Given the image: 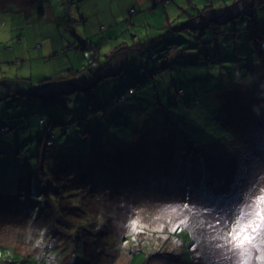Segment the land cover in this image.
<instances>
[{
  "label": "rangeland",
  "instance_id": "1",
  "mask_svg": "<svg viewBox=\"0 0 264 264\" xmlns=\"http://www.w3.org/2000/svg\"><path fill=\"white\" fill-rule=\"evenodd\" d=\"M19 1L0 0V124L12 126L0 135V264H65L71 253L44 259L37 243L34 226L45 202L32 204L29 193L44 182L40 165L64 163L79 182L92 180L101 192L113 179L122 183L111 178L108 155L117 145L129 147L134 136L159 173L131 218L144 230L129 225L127 243L108 264H239L220 237L264 192V0H31L28 14ZM78 38L94 47L62 55ZM139 40L147 44L142 51L156 43L180 49L160 55V68L143 69L139 96L119 100L138 75ZM110 55L125 70L110 78L113 85L105 76L93 84ZM71 65L94 72L76 75L84 89L43 80ZM36 112L47 121L40 123ZM54 115L64 124L54 127L48 158L38 142ZM115 118L121 120L112 124ZM138 147L125 154L138 157ZM136 177L138 197V171ZM221 187L227 191H208ZM28 209L39 211L37 220L22 213ZM56 225L61 235L54 242L62 251L70 247L64 239L70 233Z\"/></svg>",
  "mask_w": 264,
  "mask_h": 264
},
{
  "label": "trees",
  "instance_id": "2",
  "mask_svg": "<svg viewBox=\"0 0 264 264\" xmlns=\"http://www.w3.org/2000/svg\"><path fill=\"white\" fill-rule=\"evenodd\" d=\"M30 1L31 0L19 1L21 2L22 10H24L25 7L26 14L29 13V6L31 5ZM130 12L133 15L135 13V9L131 8ZM252 23L255 25V30H259V28L256 26V20H253ZM78 39L79 44L70 43L69 45L63 46V48H61L62 55L66 52H69L70 49H82L84 52L86 51L87 46L90 45L94 47L93 41L87 40L85 38ZM125 44L127 43L123 41L122 46ZM162 45L166 47L165 43H157L156 45L152 46V49H155L157 46H159L158 49L165 48ZM166 48L168 49L169 47ZM171 49L178 50L180 48L177 43H173L170 45L169 50ZM185 52H188V50H185L184 53ZM112 55H110L108 61L104 64L102 72L106 67H109L112 64ZM157 59L158 57H156L153 61H156ZM160 61H162V59ZM164 64L168 66L169 61L166 60ZM79 68L81 67L77 68L71 65V67L68 68L66 72L57 74L55 76L46 77L43 80L52 79L73 85V82L75 81L74 79H76L78 73L85 74L90 72L94 74L92 70L82 71V69L78 70ZM161 68H164V66L162 65ZM123 70H125L124 67L120 68L116 74L109 73L102 75V78L104 76L107 78L114 76L115 78H119L122 75ZM5 72L8 74L4 77H6V79L11 78L9 73L12 71ZM30 79H33V77L30 76ZM96 82L97 81L95 80L93 84H96ZM110 83L113 85V81H111V79ZM139 84L140 82H138V76H136L135 79L131 80L128 87H124V92L122 93L124 96L120 97L119 94L118 99L121 100L125 97L127 98L128 94H136L137 92L139 96ZM130 87L135 88L133 92L130 91ZM80 88L84 89L85 87ZM87 88L91 89V86H88ZM180 92L182 93L183 90ZM106 110L107 109L103 110V114L106 112ZM36 114L39 117L40 123H45L47 121V115L39 114L37 112ZM101 120L104 119H98L96 120V123H99ZM120 120V118H115L112 124H116ZM5 124L9 125L8 130L5 132L0 130V135L12 130L10 121ZM57 124L64 123L63 121L59 120L56 115H54L52 116L50 123L44 129L39 139L38 145H40V155H45V157H48L49 155L48 158H51L52 150L50 148L55 144L57 132H55L54 127L57 126ZM3 125L0 124V129ZM83 128L84 127L82 126V129ZM52 134L54 135L53 144L49 145L47 144V140ZM123 134L126 135L125 132H123ZM134 143H140V139L137 140L136 136H134V142L131 143L129 147L128 145H125L124 147L122 146L123 144L117 145L115 153L108 155V169L110 170L111 178L113 179L115 177H120L122 183L116 179H113L112 181L117 184L110 182V188L101 192L98 191V186L95 185L92 180H82L79 182V180L75 178L73 171L69 169V167H64V163L57 162L59 167L55 169H53L52 166H46L43 163L40 165L43 178L45 179L44 182L39 184L41 188L39 191H30L29 198L32 204L39 198L43 199V202H45L40 212L42 217L40 226H34V230L37 232L36 234L40 233L39 236H37L39 239L38 241L40 242L38 245L41 247L40 251L44 259H48L50 257L52 259V255L56 254L57 252L58 254L68 252L71 253V257L65 264H108L109 261H113L112 259L115 260L121 244L128 238V227L130 225L133 213L136 211L137 205L139 208L142 204V201L148 198L149 190L152 187L148 186V183L154 182L156 175L159 173L157 162L152 158L150 159L145 154L147 153L145 149H143L141 146L138 147V144L135 146L132 145ZM44 144L45 146L46 144L49 145L48 147L51 151L47 152L46 149H43ZM137 147L138 150H142L141 153H135L138 155V157L132 158L131 156L133 154H125L126 150L132 152L134 148ZM106 151L110 152V150ZM0 152L4 151L0 150ZM58 155L54 154V158L56 160H58L60 156ZM147 161L148 163H146ZM66 163H69V160H66ZM137 171L138 197L134 194L135 189L132 185L137 178ZM246 172L247 175H249V171L246 170ZM48 178L50 179L47 180ZM32 188L35 189L36 187L32 186ZM19 211L20 210L16 208V218L20 217L19 219H21L20 214H18ZM26 212L31 215L32 220L38 219V210H22V213ZM57 221H60V225L63 228L69 229L70 233V237L64 238L66 241L65 246L69 245L70 247L62 250L63 252L61 251L60 246H57L54 242L55 235L59 233V226L56 225ZM121 222L124 223V228L120 227ZM58 235L60 236L61 234ZM150 249L151 250L149 251L152 252L151 255H155L157 253V248L154 249L152 246ZM59 257H61V255ZM1 263L10 264L7 259H2Z\"/></svg>",
  "mask_w": 264,
  "mask_h": 264
},
{
  "label": "snow or ice",
  "instance_id": "3",
  "mask_svg": "<svg viewBox=\"0 0 264 264\" xmlns=\"http://www.w3.org/2000/svg\"><path fill=\"white\" fill-rule=\"evenodd\" d=\"M230 2V0H229ZM202 183L206 181L202 180ZM209 192L227 191L226 188H213ZM207 198V197H206ZM212 202V201H210ZM185 208L188 205H184ZM249 211H241L231 223L230 230L224 232L221 239L230 245V250L240 258L239 264H252L253 259L256 264H264V192L256 196L251 205H248ZM187 223V220H181L178 225L173 227V232L177 231L180 225ZM219 223V221H217ZM227 226V222H226ZM130 227L135 231H143L139 227V219L132 220ZM164 225H160L162 230ZM135 239V237H133ZM167 239V237H165ZM37 243H40L39 241ZM127 243V241H125ZM255 253V255H254Z\"/></svg>",
  "mask_w": 264,
  "mask_h": 264
},
{
  "label": "crops",
  "instance_id": "4",
  "mask_svg": "<svg viewBox=\"0 0 264 264\" xmlns=\"http://www.w3.org/2000/svg\"><path fill=\"white\" fill-rule=\"evenodd\" d=\"M156 44H153L152 46H154ZM145 46H147V44H142L141 40L138 41V47H136V48L138 50L141 49V51L138 53L139 66H141V68H139V66H138V75H137L138 78L142 77V71H143L144 68L148 69L149 71L151 70V68H153L154 70L157 69V68H160V62H161L160 61L161 58L159 57L160 55L166 56V53H169V52H174V54L176 55V54H178V50H179V49L178 50H172V49L169 50L164 45H162V46H164L165 48H161V49L159 48L158 49V47L161 46V45H159L155 49H152L151 48L152 46H151L150 48L142 51V47H145ZM144 53H145V55H144ZM183 54L184 53L181 54L180 58H182ZM156 57H158V59L156 61H153ZM163 58H165V57H163ZM145 66H147V67H145ZM120 68H121L120 65H115V64H111L109 67H106L104 69V71L101 73V75H100L99 79L97 80V82H99V80L102 79V75H106V74H109V73L110 74H116L120 70ZM107 80L110 82V78H107ZM72 86H74V87H84L85 85H80L79 83H77V81H74ZM99 86H101V84H99ZM125 86L128 87L129 84L125 85ZM64 88L65 87H62L61 88L62 90L60 92L67 91V89H64ZM4 89L6 90V92H8V90L6 88H2V91ZM136 92H137V90H136Z\"/></svg>",
  "mask_w": 264,
  "mask_h": 264
},
{
  "label": "built area",
  "instance_id": "5",
  "mask_svg": "<svg viewBox=\"0 0 264 264\" xmlns=\"http://www.w3.org/2000/svg\"><path fill=\"white\" fill-rule=\"evenodd\" d=\"M134 89H135L134 87H130V91H131V92H133ZM49 139H53V140H54V135L52 134V135L49 137Z\"/></svg>",
  "mask_w": 264,
  "mask_h": 264
},
{
  "label": "bare ground",
  "instance_id": "6",
  "mask_svg": "<svg viewBox=\"0 0 264 264\" xmlns=\"http://www.w3.org/2000/svg\"><path fill=\"white\" fill-rule=\"evenodd\" d=\"M123 96H124V95L121 93V94H120V97H123Z\"/></svg>",
  "mask_w": 264,
  "mask_h": 264
}]
</instances>
